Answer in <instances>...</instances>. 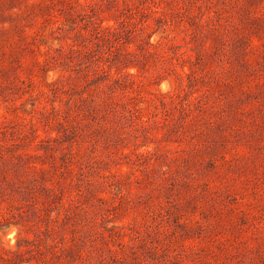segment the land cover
<instances>
[{
	"label": "rangeland",
	"instance_id": "obj_1",
	"mask_svg": "<svg viewBox=\"0 0 264 264\" xmlns=\"http://www.w3.org/2000/svg\"><path fill=\"white\" fill-rule=\"evenodd\" d=\"M0 264H264V0H0Z\"/></svg>",
	"mask_w": 264,
	"mask_h": 264
}]
</instances>
